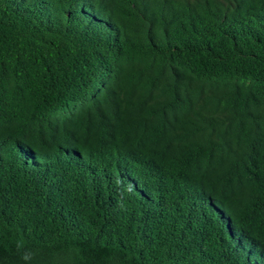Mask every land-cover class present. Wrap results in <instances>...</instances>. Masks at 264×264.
Segmentation results:
<instances>
[{"label": "trees", "instance_id": "trees-1", "mask_svg": "<svg viewBox=\"0 0 264 264\" xmlns=\"http://www.w3.org/2000/svg\"><path fill=\"white\" fill-rule=\"evenodd\" d=\"M0 264H264V0H0Z\"/></svg>", "mask_w": 264, "mask_h": 264}]
</instances>
